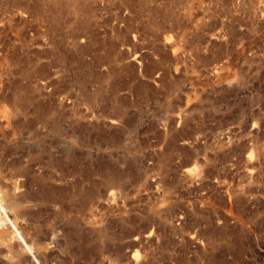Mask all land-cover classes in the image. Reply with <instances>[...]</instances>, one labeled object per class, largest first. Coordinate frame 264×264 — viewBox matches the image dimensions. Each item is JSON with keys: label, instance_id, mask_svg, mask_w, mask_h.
Listing matches in <instances>:
<instances>
[{"label": "rangeland", "instance_id": "obj_1", "mask_svg": "<svg viewBox=\"0 0 264 264\" xmlns=\"http://www.w3.org/2000/svg\"><path fill=\"white\" fill-rule=\"evenodd\" d=\"M0 264H264V0H0Z\"/></svg>", "mask_w": 264, "mask_h": 264}]
</instances>
